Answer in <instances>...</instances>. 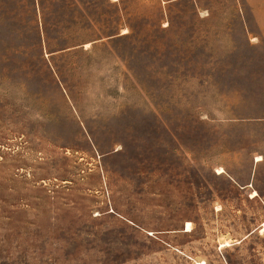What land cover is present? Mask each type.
<instances>
[{
    "label": "rangeland",
    "instance_id": "rangeland-1",
    "mask_svg": "<svg viewBox=\"0 0 264 264\" xmlns=\"http://www.w3.org/2000/svg\"><path fill=\"white\" fill-rule=\"evenodd\" d=\"M263 26L264 0H0V264H264Z\"/></svg>",
    "mask_w": 264,
    "mask_h": 264
},
{
    "label": "bare ground",
    "instance_id": "bare-ground-1",
    "mask_svg": "<svg viewBox=\"0 0 264 264\" xmlns=\"http://www.w3.org/2000/svg\"><path fill=\"white\" fill-rule=\"evenodd\" d=\"M261 156L258 157L259 160H261ZM224 169H220L219 172H222ZM258 195V191L257 190H254L253 193L251 194L252 197H255ZM263 229H264V226H263ZM192 230V222L191 221H188L187 224H186V229L185 231H191ZM227 245H230V242L226 241V242H223L221 243V246H227ZM199 264H206V261H200Z\"/></svg>",
    "mask_w": 264,
    "mask_h": 264
},
{
    "label": "crops",
    "instance_id": "crops-1",
    "mask_svg": "<svg viewBox=\"0 0 264 264\" xmlns=\"http://www.w3.org/2000/svg\"><path fill=\"white\" fill-rule=\"evenodd\" d=\"M263 32H264V26H263Z\"/></svg>",
    "mask_w": 264,
    "mask_h": 264
}]
</instances>
